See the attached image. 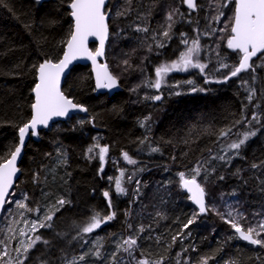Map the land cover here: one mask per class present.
<instances>
[{
  "label": "trees",
  "instance_id": "trees-1",
  "mask_svg": "<svg viewBox=\"0 0 264 264\" xmlns=\"http://www.w3.org/2000/svg\"><path fill=\"white\" fill-rule=\"evenodd\" d=\"M219 1L218 6L217 0H197L192 12L183 0H109L106 61L122 90L111 98L95 96L90 67L75 66L63 92L88 109L87 117L73 115L41 132L38 142L27 143L21 175L10 196L26 194L28 209L46 207L54 215L52 227L39 228L31 238L39 235L49 243L37 242L26 264H66L83 252L91 253L88 239L104 233L103 258L89 255L81 264H111L117 246L129 237L138 241L133 254L139 261L163 259L164 264H177L181 255L186 264H202L205 259L207 264H264V247L240 241L211 206L213 198L218 203L220 198L229 199L231 205L235 201L243 212L235 220L245 230L255 227L256 217L264 212V57L254 60L255 72H241L209 88H203L201 81L197 91L184 88L180 78L171 79L158 101L151 99L153 90L145 83L156 67L171 63L186 48L182 39L189 44L196 30L202 32L207 20H214L223 2ZM69 3L0 0V162L9 159L18 145L19 127L31 119L36 68L45 59L58 61L63 56L72 26ZM233 4L226 9H233ZM174 10L171 37L158 47L162 41L155 39ZM137 27L148 31L143 35ZM217 45L221 46L212 41L210 48ZM210 48L209 57L216 56ZM223 57L229 65L225 76L238 60L237 54ZM253 113L259 123L252 120ZM229 129L227 136L221 135ZM250 131L257 134L239 150L222 153L227 144ZM97 144L109 149L102 172ZM124 152L136 163H125ZM198 166L197 180L211 209L203 216L181 189L179 178L181 172L191 178ZM119 173L126 194L115 199L113 179ZM104 191L110 193L115 217L98 231L83 234L81 229L94 215H109ZM61 198L66 203L56 211ZM7 208L8 204L2 215Z\"/></svg>",
  "mask_w": 264,
  "mask_h": 264
},
{
  "label": "snow or ice",
  "instance_id": "snow-or-ice-1",
  "mask_svg": "<svg viewBox=\"0 0 264 264\" xmlns=\"http://www.w3.org/2000/svg\"><path fill=\"white\" fill-rule=\"evenodd\" d=\"M183 3L190 10H195L197 8L196 0H183ZM230 3H234V11L229 24L226 26L230 30V35L227 38L226 47L234 53L239 55L238 65L231 69L229 74H226L222 81L217 82H227L232 77L238 76L241 72L252 71L255 72L257 65L255 64L253 58L260 59L264 57V0H223L222 7H228ZM106 0H70L68 7L70 8V16L73 19V24L70 29V35L67 38L63 56L58 61H53L51 58L45 59L43 62L39 63L36 68L37 80L32 92L34 93V102L31 104L32 116L31 120L25 123L22 127H19V145L15 147V150L11 153L10 159L0 162V210L4 208V205L10 203L7 197H9V190L13 186L14 177L18 172L16 166L17 158L20 156L22 147L25 143V138L31 131L32 136H37V127L42 125L48 127L49 121L54 117H65L69 114L70 110L78 109L82 112H87L88 109L83 105H79L73 102L68 96L64 94L61 90V77L68 68L69 64L79 57H86L91 60L92 65L95 69V80L97 89H112L118 86V78L108 70L107 64H98L97 57L104 55L105 41L109 36V26L107 23V13L105 11ZM123 14V13H120ZM176 11L169 12L167 14V27L161 33L165 38L170 39V31L174 23V16ZM223 15L221 11L214 20L219 22V17ZM225 29H221L223 31ZM137 31L147 32V28L137 27ZM182 36L184 34H181ZM89 37H96L99 40V47L93 52L88 48ZM181 43L188 45V40L182 39ZM158 47H164L161 43ZM151 50V49H150ZM200 53V43L199 38L192 40L191 46L186 47L185 51L180 52L177 60L171 63H163L155 68L156 79L154 82L149 84L157 90L160 89L164 78L168 73L173 71H187L189 68H197L204 72L206 65L201 63L196 57ZM259 54V55H258ZM125 65L128 61L123 62ZM264 66V65H261ZM220 68H229L227 63H221ZM219 70V69H217ZM255 78V77H253ZM209 82L206 80V83ZM189 84L193 81H188ZM198 89L193 88L192 91H197ZM203 91V89H199ZM180 93H176L179 95ZM255 90L253 89L248 97L249 101L252 100ZM152 100L158 101L162 99L161 95H155L151 97ZM252 120L259 123V117L257 114L253 113ZM251 123V121H249ZM141 126L144 124L142 122ZM231 129L227 131H222V136H227ZM256 131H250L243 134V137L238 140V142H233L229 145L231 150H239L242 145H244L248 139L255 136ZM99 149L98 158L101 161V169L103 171V162L105 161V156L108 153L107 146H100L99 144L94 146ZM93 148H89L88 152L92 153ZM153 151H159V149L154 148ZM91 158V157H90ZM123 158L129 164H135L136 161L131 159L127 152L123 153ZM219 159L224 160V156H220ZM253 168L257 167L256 164L252 165ZM200 167L193 169L195 173L191 178H186L184 173L179 174L180 187L185 189L191 195L189 199L193 201L198 206L197 214H204L211 209L206 206L205 202V189L197 181V176L200 175ZM123 175V173H121ZM223 179V177H220ZM139 184V181H137ZM115 191L119 194H126V189L121 186L120 179L115 181ZM139 189H137V192ZM105 198H109V192L105 191L103 193ZM25 194V199H26ZM19 208H27V205L23 202H15ZM66 201L60 199L57 204L60 207L65 205ZM109 207H111V200L108 199ZM31 211V209H29ZM36 211H39L38 209ZM59 211V208H56ZM53 214H49L44 217L41 222L33 221L31 223V229L33 231L37 228H51L52 224L49 223L53 219ZM229 217L225 220L226 223L231 225L234 229L235 234L238 238L247 241L252 245H260L264 247V238L261 234L264 233V222L253 227L250 226L245 230L242 225L236 222L235 218L232 217V213L227 214ZM115 213H111L106 217H100L98 214L91 218V221L87 223L82 229L83 234H92L96 229H99L103 223L111 221L114 219ZM223 218V217H222ZM193 223V220H189L188 224ZM188 224L184 227L187 228ZM131 227V226H129ZM140 232L144 231L143 226L139 229ZM23 235L24 233L21 232ZM176 237H173V242H175ZM42 241V237L37 235L27 244L21 242L23 251L21 248H16L18 256L15 261L6 259L9 257V252L5 249L0 253V261L3 264H26V261L30 259L29 252L32 250L37 242ZM44 244H48L47 240L42 241ZM138 241L136 238L129 237L123 241L122 244L117 246V250L112 254L111 264H119L116 257L120 251L132 255ZM102 247V246H100ZM100 247H96L91 253L83 252L77 257H73L66 260V264H80L87 259L89 255L95 256L97 259H102V253ZM23 258H20V257ZM41 264H48L47 261H42ZM138 264H149L148 260H140ZM156 264H163V259L156 262ZM202 264H207V259L202 261Z\"/></svg>",
  "mask_w": 264,
  "mask_h": 264
},
{
  "label": "rangeland",
  "instance_id": "rangeland-1",
  "mask_svg": "<svg viewBox=\"0 0 264 264\" xmlns=\"http://www.w3.org/2000/svg\"><path fill=\"white\" fill-rule=\"evenodd\" d=\"M217 1H218V6H219L220 1L219 0H217ZM196 2H197V0H196ZM234 6L235 5L233 4V9L227 10L226 7H222V4H221L220 11L217 14H219L222 11L223 15L219 17V22H216L215 20H212V21L207 20L202 32H200L199 30H196V38H199V43H200V53L198 56V60L201 63H204V60L201 58V54H203V51L205 50L204 46L211 44L212 41H216L220 45H222L224 43L225 48H227L226 42H227L228 36L230 35V30H228L226 28V26L229 24V22L231 20V17L233 15V11H234ZM196 10L197 9L191 10V11L195 12ZM218 10H219V7L216 9V11H218ZM107 11H110V10L107 9ZM110 13H111V11H110ZM165 29H163L160 33H162ZM221 29H225V30L221 31ZM171 30H172V28H171ZM145 34H146V32L144 31L143 35H145ZM170 37H171V31H170ZM168 39L169 38H165L160 34V36L158 35V37L155 39V41H157V42L162 41V43L163 42L166 43ZM159 44H161V42ZM95 48L92 50H95ZM214 48L213 49L210 48V51H214V54L217 55L219 53L218 52L219 46L218 45L214 46ZM211 56L212 55L210 54V57ZM210 57H209V59H210ZM213 59H214V62H212L211 64L208 63L209 60L206 63H204L206 65V71L209 72V70H211V72H209V73L214 74V75L221 72V71L223 72V70L226 68H220V64L222 62L225 63V61L224 60L221 61L220 59H218V57H213ZM208 66H209V69H208ZM217 69H219V70H217ZM152 82H154V81L152 79L150 80L147 76L145 83L149 88H152V90H153L152 97H153L155 94H160V92H156L155 88L149 86V84H151ZM166 82L163 83L164 86L162 85V89H161L162 94L168 89L167 88L168 82L167 83ZM242 137H243V135L241 136V138ZM229 145L227 144L223 148L222 153H224L225 155L227 153L231 154V153H234L236 151V150H231L229 148ZM125 163H128V162L125 160ZM185 177H186V174H185ZM122 178H123V176L121 175V173H119L117 179H120L121 186L124 187ZM110 179H112V178H110ZM117 179H113V180L116 181ZM198 183H200V182L198 181ZM114 191H115V184H114ZM124 196H125V194H119L115 191V195H114L115 199H119V198H122ZM26 197H27V195H26ZM27 198L25 199V194L23 196H15V194L10 196V198H9L10 203H7L8 208L6 209L5 213L2 215L1 221H0V253H2L5 249H7V251L9 252V257H7L6 259H10L13 261H15V259L18 256L15 249L21 248V252H22L23 248H22L21 242H24V244H27L30 241V239L32 238V236L34 235V233L39 229V227H38L37 230L33 231L31 229V223L33 221L41 222L44 220L45 216L51 214V212L48 213L49 209H45L46 207L44 208V211H40V210L34 211V212L30 211L28 209V199ZM135 198L136 197H134V200H135ZM16 201L25 203L27 205V208H23V209L19 208L17 206V204L15 203ZM211 206H212V209L214 212L221 213L224 221L229 218L227 216V214L229 212L232 213V217H234L238 220H240V217L243 213L242 210L237 208L235 201L231 205L229 199L220 198L219 203H218V202L214 201V198H213ZM47 207L51 208V205H49ZM57 207L58 206H56V208ZM58 208H60V206ZM261 222H264V212H262V214L260 216L256 217L255 226L259 225ZM21 232H23L24 234L22 235ZM104 237H105V233L97 235V236H92L91 239H88L90 246L93 247V251L95 250L96 247L103 246ZM258 238H264V233H262L261 237H258ZM88 242H87V244H88ZM101 248L102 247H100V250H101ZM20 258H23V257L21 256ZM160 260L161 259L149 260V264H156V262H158ZM117 261L119 262V264H138V262H139V260H137L135 258L133 253L130 256L128 253H125L123 251L119 252V259H117ZM81 263L82 262H80V264ZM0 264H3V261H0ZM163 264H164V261H163ZM177 264H186V262L183 260L181 255H179L177 258Z\"/></svg>",
  "mask_w": 264,
  "mask_h": 264
},
{
  "label": "water",
  "instance_id": "water-1",
  "mask_svg": "<svg viewBox=\"0 0 264 264\" xmlns=\"http://www.w3.org/2000/svg\"><path fill=\"white\" fill-rule=\"evenodd\" d=\"M109 5V0H106V4H105V11L107 13V23H108V26H109V36H108V39L105 41V48H104V55L103 56H100V57H97V63L98 64H107V61H106V47H107V44L109 42V39H110V25H109V20H110V11H107V7ZM69 11H70V8L68 7ZM70 19L72 21V24H73V19L72 17L70 16ZM91 45H95V50L99 47V40L96 38V37H89V40H88V48L90 51H95V50H92L91 48ZM259 55V54H258ZM256 59V58H253V60ZM89 66L90 67V70H91V73H92V77H93V82H94V95L95 96H98V95H108V97H113L115 94L121 92V86L118 82V86L115 87V88H112V89H97L96 88V80H95V69L92 65V62L91 60L87 59L86 57H79L77 58L76 60L72 61L68 68L65 69V72L64 74L62 75L61 77V90L63 91V86H64V83L66 81V79L68 78V76L70 75L71 71L73 70V68L75 66ZM108 70L110 71L109 69V66H108ZM111 72V71H110ZM113 75V74H112ZM38 82L37 80V77H36V83ZM32 97H33V102H34V93L32 92ZM74 102V101H73ZM75 103V102H74ZM73 115H79V116H83V117H87L88 115V111L87 112H82V111H79L78 109H74V110H70L69 111V114L65 117H54L51 121H49V125L48 127H44L42 125L38 126L37 127V132H38V135L37 136H32L31 135V131L29 132V134L26 136L25 138V143H24V146L22 147V151H21V154L20 156L17 158V162H16V166L18 168V172L16 174V177H14V182H13V186L12 188L9 190L10 194L12 192V190L15 188L16 184H17V181L19 180L20 178V175H21V170H20V163L22 162V159H23V156H24V151H25V148H26V145L27 143L32 140V141H35V142H38L39 141V138H40V133L41 132H44V131H47L49 130V128L54 125V124H57V123H65L69 120V118H71ZM31 116H32V109H31ZM31 120V119H30ZM18 145H19V132H18ZM17 145V146H18ZM10 159V157H9ZM182 189V188H181ZM183 192L189 197L191 194L188 193L185 189H182ZM105 192V191H104ZM103 192V193H104ZM108 192V191H107ZM10 196V195H9ZM103 196V199L104 201L107 203L108 207H109V204H108V199L110 198L111 200V196H110V193H109V198H105L104 195L102 194ZM9 197H7L6 199H8ZM191 204L193 205L194 208H196L198 210V206L193 202L191 201ZM205 202H206V196H205ZM6 204L4 205V208H5ZM0 210V218H1V215L3 213V210ZM113 213V209H112V200H111V207H109V214ZM206 213L204 214H200L201 216L205 215ZM111 221H107L106 223H103L101 225L100 228L104 227V226H107ZM99 228V229H100ZM99 229H96L95 231H98ZM235 233V231H234ZM237 238H238V235L236 234ZM239 239V238H238ZM240 241L244 242V243H247L249 245H252L250 244L249 242L247 241H243L241 239H239ZM256 246V245H255ZM137 249V245L135 247V250Z\"/></svg>",
  "mask_w": 264,
  "mask_h": 264
},
{
  "label": "flooded vegetation",
  "instance_id": "flooded-vegetation-1",
  "mask_svg": "<svg viewBox=\"0 0 264 264\" xmlns=\"http://www.w3.org/2000/svg\"><path fill=\"white\" fill-rule=\"evenodd\" d=\"M186 6V5H185ZM187 7V6H186ZM235 7V6H234ZM195 39H196V35H195ZM192 42V41H191ZM191 42L188 44V45H185L184 44V47H188V46H191ZM202 44V43H201ZM205 50L203 51V54H201V58L204 60V63H206L208 60V63L211 64L212 62H214V59L213 57H218V59H220L221 61H223V55H230V54H237V53H234L232 52L231 50H228L227 48H225V45L224 43L219 47V50H218V54L216 56H211L210 59H209V55H208V49L210 48V44L207 45V46H204ZM185 49H183L182 51H185ZM181 51V52H182ZM235 56V55H234ZM233 56V57H234ZM179 57V55L177 57H175L172 61L174 60H177ZM198 59V57H196ZM235 59L238 60L239 62V55L237 54V57H235ZM257 59V58H256ZM231 60H234V58H232ZM255 60V59H254ZM228 62V59L225 60V63ZM208 69H209V66H208ZM227 71H229L227 68L223 70V72H219L217 74H211L209 72H211V70L206 71V68L204 70L203 73H201V71L197 68H190L188 69L187 71H173V72H170L168 73V75L164 78V81L163 83H165L166 81L170 82V80L174 79V80H177L178 78L182 79L183 80V85H184V88L192 91L193 88L197 87L198 85H200V82L202 81L201 83V86L203 88H209L213 85H221V84H224L226 82H217V81H222L223 78H224V73H226ZM148 78L153 81H155L156 79V76H155V70L153 71V74L151 73V75L149 76L148 75ZM217 78H220L219 80H217ZM206 80L209 81L206 83ZM188 81H193V83L189 84ZM230 81V80H228ZM227 81V82H228ZM166 82V83H167ZM163 83L161 84V87L159 90H157V92H160L159 95L162 96V93H161V89H162V85ZM164 86V85H163ZM168 86V85H167Z\"/></svg>",
  "mask_w": 264,
  "mask_h": 264
}]
</instances>
